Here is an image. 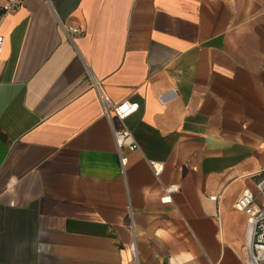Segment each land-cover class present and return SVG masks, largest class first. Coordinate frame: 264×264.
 <instances>
[{
  "label": "crops",
  "instance_id": "1",
  "mask_svg": "<svg viewBox=\"0 0 264 264\" xmlns=\"http://www.w3.org/2000/svg\"><path fill=\"white\" fill-rule=\"evenodd\" d=\"M0 33V264H247L264 0H26Z\"/></svg>",
  "mask_w": 264,
  "mask_h": 264
},
{
  "label": "built area",
  "instance_id": "2",
  "mask_svg": "<svg viewBox=\"0 0 264 264\" xmlns=\"http://www.w3.org/2000/svg\"><path fill=\"white\" fill-rule=\"evenodd\" d=\"M26 0H7L5 5L0 4V16L4 19L12 12L17 11ZM70 35L80 33V28L66 27ZM5 44V36L0 33V56L2 55ZM104 110L107 114L115 112L121 119H126L135 113L138 103L130 101L113 102L109 98L102 99ZM116 142L119 147L126 143L132 150L138 147V143L133 139L132 132L129 129L114 130ZM175 190V186L169 188ZM216 198V196H212ZM236 208L244 211L248 216V240L245 246V257L247 264H264V173L256 184V190H245L235 204ZM136 255L137 251H136Z\"/></svg>",
  "mask_w": 264,
  "mask_h": 264
}]
</instances>
